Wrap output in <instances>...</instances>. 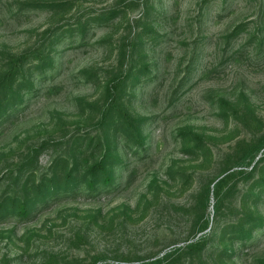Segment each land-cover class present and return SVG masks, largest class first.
I'll use <instances>...</instances> for the list:
<instances>
[{"label": "rangeland", "instance_id": "374dc122", "mask_svg": "<svg viewBox=\"0 0 264 264\" xmlns=\"http://www.w3.org/2000/svg\"><path fill=\"white\" fill-rule=\"evenodd\" d=\"M7 68L0 201L112 159L0 216V264H264V0H0Z\"/></svg>", "mask_w": 264, "mask_h": 264}, {"label": "trees", "instance_id": "16d2710c", "mask_svg": "<svg viewBox=\"0 0 264 264\" xmlns=\"http://www.w3.org/2000/svg\"><path fill=\"white\" fill-rule=\"evenodd\" d=\"M35 6L37 7H57L59 6L58 3H35ZM113 15V14H112ZM13 80V73L11 68H7L5 70L4 75L0 78V87L4 84V83H8L9 81ZM14 104L11 101H7V103L2 106V104L0 103V116L4 113L5 111V107L7 105H11ZM117 113L119 116V119L121 120V122L123 123H127L129 126L133 125V121L130 118L129 115H127L121 108L117 107ZM264 146V143L261 142L259 143V146L256 149V152L259 151V149H261ZM85 151V150H83ZM253 155L249 161L242 162L239 166H248L250 164V162L254 159ZM111 159H112V155L110 153V148L109 145L106 144L105 146V153L99 157L98 159H96L94 162H92L89 166H87L85 172L83 173V175L81 176V178L79 180H72L73 174H75V172H77V164L74 162L72 164L71 167H67L68 162L65 159H61L58 160L54 165H58V164H63V176L65 177V180L63 182L62 186L57 185V183L54 181L57 176L59 175V171L57 169V167L54 166V173L51 175V177L48 179L49 181V187H48V191L45 194H39L36 196V199L33 200L32 202L30 201H19L16 199H12V198H8L6 200L0 201V216H7V215H18V216H27L30 212H31V208L36 204V202H40L44 200V197L49 195V194H53L55 192L58 191H66L68 189H72L74 187L77 186L78 183L80 182H84V183H88V184H94L97 181H99L98 177L100 175H102L104 177L103 180L108 179L106 177V171H107V165L108 163H111ZM263 160L260 159V162ZM232 174L228 175L226 177L229 178L231 177ZM225 181L220 179L217 184L214 185V188L218 189L220 187V185ZM43 185V181H40V183H38L36 186L37 187H42ZM207 200H208V196H207ZM207 228V222L201 227V231L205 230ZM204 237H200L196 242L189 244L187 247L188 248H199L202 245Z\"/></svg>", "mask_w": 264, "mask_h": 264}]
</instances>
